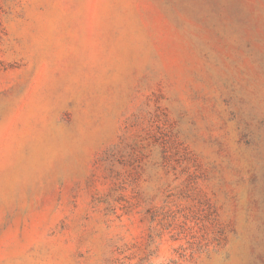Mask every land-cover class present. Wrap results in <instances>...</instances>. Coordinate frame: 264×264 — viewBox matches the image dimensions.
Segmentation results:
<instances>
[{"label":"rangeland","instance_id":"1","mask_svg":"<svg viewBox=\"0 0 264 264\" xmlns=\"http://www.w3.org/2000/svg\"><path fill=\"white\" fill-rule=\"evenodd\" d=\"M0 264H264V0H0Z\"/></svg>","mask_w":264,"mask_h":264}]
</instances>
